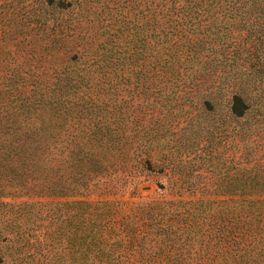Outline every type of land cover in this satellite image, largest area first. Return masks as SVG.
Instances as JSON below:
<instances>
[{
    "label": "trees",
    "instance_id": "obj_1",
    "mask_svg": "<svg viewBox=\"0 0 264 264\" xmlns=\"http://www.w3.org/2000/svg\"><path fill=\"white\" fill-rule=\"evenodd\" d=\"M44 13L51 24H36V34L47 39L34 51L36 70L19 75L13 90H0V189L80 197L81 264H264V184L215 192L238 195L239 216L219 212L211 218L197 213L198 205L207 202L200 200L205 194L200 191L167 189L165 199L154 190L139 199L138 179L89 184L107 171L128 175L139 167L159 173L164 168L151 159L160 137L155 131L147 137L139 127L140 106L146 101L152 110L156 100L175 101L178 83L179 98L191 105L193 87L204 81L187 57L177 63L173 28L159 40V29L150 25L142 28L141 43H120L112 28L89 35L70 25L69 12ZM190 48L185 45V52ZM43 56L48 62L40 67L38 62L47 61ZM175 66L182 70L180 77ZM229 102V115L241 117L246 105L236 95ZM199 105L205 108L209 102L202 98ZM127 117L133 123L129 128L123 121ZM64 131L72 134L63 138ZM75 131L83 134L78 140ZM68 155L71 184L62 172ZM53 231L50 240L58 244L63 234L58 227ZM63 239L71 253L74 239Z\"/></svg>",
    "mask_w": 264,
    "mask_h": 264
},
{
    "label": "rangeland",
    "instance_id": "obj_2",
    "mask_svg": "<svg viewBox=\"0 0 264 264\" xmlns=\"http://www.w3.org/2000/svg\"><path fill=\"white\" fill-rule=\"evenodd\" d=\"M44 9L69 12L70 25L86 29L89 35L112 28L120 43H141V30L150 25L159 29L161 40L171 26L177 63L187 57L203 77L200 81L204 80L193 87L191 105L179 98L178 83L175 101L156 100L152 110L146 101L140 106L139 127L147 137L154 131L160 137L151 158L164 166L160 173L141 167L128 175L107 171L89 184H133L138 179L134 184H138L139 199L154 190L165 199L170 197L164 193L167 189L200 191L205 193L200 200L207 202L198 205L199 217L211 218L219 212L238 217L239 196L215 192L264 184V0H0V90L6 86L13 90L19 75L29 76L36 70V46L47 43L36 34V24H51ZM153 13H158L155 19L150 18ZM187 44L191 48L186 53ZM43 60L47 61L37 63L40 67L46 66L48 57ZM175 70L180 77L181 68L175 66ZM144 91L146 96L148 90ZM233 95L246 105L241 117L228 113ZM202 98L209 106L200 107ZM130 119L123 120L126 128L133 124ZM70 133L64 131L62 137ZM81 135L75 131L72 136L78 140ZM63 160L65 183L71 184V156ZM79 200L76 196L36 197L2 187L0 264H81ZM57 227L63 234L58 244L49 237ZM65 237L74 239L71 253Z\"/></svg>",
    "mask_w": 264,
    "mask_h": 264
}]
</instances>
